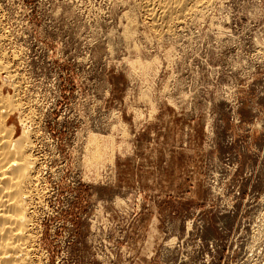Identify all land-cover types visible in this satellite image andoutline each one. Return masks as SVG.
<instances>
[{"label": "rangeland", "instance_id": "rangeland-1", "mask_svg": "<svg viewBox=\"0 0 264 264\" xmlns=\"http://www.w3.org/2000/svg\"><path fill=\"white\" fill-rule=\"evenodd\" d=\"M141 2L0 0L42 161L33 263L264 264V0L161 37Z\"/></svg>", "mask_w": 264, "mask_h": 264}, {"label": "bare ground", "instance_id": "bare-ground-1", "mask_svg": "<svg viewBox=\"0 0 264 264\" xmlns=\"http://www.w3.org/2000/svg\"><path fill=\"white\" fill-rule=\"evenodd\" d=\"M212 3L214 0H142L141 8L144 20L151 25L157 36H176L178 30L190 18L206 13ZM3 26L0 21V264H34L32 256L36 239L34 209L44 200H41L43 196L41 197L42 191H40L42 168L39 161L41 160L33 156L35 148L32 138L30 139L32 133L29 132L30 126L26 123L25 111H23L26 108L23 105L28 104L21 103L20 107L17 106L19 99H16L15 94L11 96L8 91L10 83L13 85L11 82L13 77H10L13 74L10 69L12 65L9 63L8 51L5 49L8 37ZM17 93L19 94V91ZM18 111L21 114L20 134L15 124H12V119ZM37 133H39L38 130ZM91 142L94 144V140ZM96 153L99 155L100 151ZM93 157H95L94 154Z\"/></svg>", "mask_w": 264, "mask_h": 264}]
</instances>
